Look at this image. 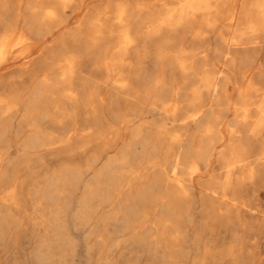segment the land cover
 <instances>
[{
	"label": "bare ground",
	"instance_id": "6f19581e",
	"mask_svg": "<svg viewBox=\"0 0 264 264\" xmlns=\"http://www.w3.org/2000/svg\"><path fill=\"white\" fill-rule=\"evenodd\" d=\"M14 120L32 148L162 152L220 197L194 264H264V0H0V141Z\"/></svg>",
	"mask_w": 264,
	"mask_h": 264
},
{
	"label": "rangeland",
	"instance_id": "374dc122",
	"mask_svg": "<svg viewBox=\"0 0 264 264\" xmlns=\"http://www.w3.org/2000/svg\"><path fill=\"white\" fill-rule=\"evenodd\" d=\"M4 135L0 197L14 185L19 208L0 198V264H194L197 247L211 245L218 192L202 194L201 177L182 190L164 183L157 166L165 165L162 152L124 145H96L83 154L32 148L23 144L16 120ZM153 175L160 180L152 184ZM258 229L249 249H264Z\"/></svg>",
	"mask_w": 264,
	"mask_h": 264
}]
</instances>
